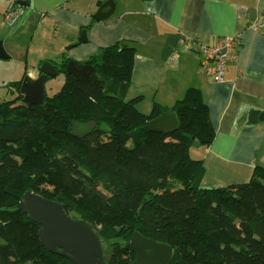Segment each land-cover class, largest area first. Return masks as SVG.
<instances>
[{"label":"trees","instance_id":"trees-1","mask_svg":"<svg viewBox=\"0 0 264 264\" xmlns=\"http://www.w3.org/2000/svg\"><path fill=\"white\" fill-rule=\"evenodd\" d=\"M135 57L123 41L101 47L83 62L94 67L87 80L67 73L71 59L55 62L65 81L41 104L24 102L22 78L11 83L17 97L0 101V264H74L42 244L40 224L20 205L27 191L109 241L105 264L136 259L135 232L170 245L168 264H264V167L244 183L200 187L204 166L190 149L216 136L205 97L192 86L174 106L142 112L143 95L126 100ZM166 110L178 129H149ZM73 121L97 125L79 137Z\"/></svg>","mask_w":264,"mask_h":264},{"label":"crops","instance_id":"crops-1","mask_svg":"<svg viewBox=\"0 0 264 264\" xmlns=\"http://www.w3.org/2000/svg\"><path fill=\"white\" fill-rule=\"evenodd\" d=\"M106 1L0 0L4 59L38 55L22 77L36 78L43 63H83L101 47L126 42L136 48L128 93L143 95L142 112L150 113L154 103L172 107L189 87L201 89L216 136L209 146L190 149L204 166L199 186L249 181L257 166L264 167V119L250 120L252 111L264 113V0H114V12L99 21L94 14ZM13 6L24 11L8 26L4 15ZM223 36L238 37V56L217 82L201 65L199 46Z\"/></svg>","mask_w":264,"mask_h":264},{"label":"water","instance_id":"water-1","mask_svg":"<svg viewBox=\"0 0 264 264\" xmlns=\"http://www.w3.org/2000/svg\"><path fill=\"white\" fill-rule=\"evenodd\" d=\"M114 9V0H107L98 8L94 17L99 21L104 20ZM80 40H88L87 29L81 31ZM8 57L3 41L0 40V58ZM66 71L78 80H87L94 72V67L71 59ZM40 72L36 78L26 75L22 81L20 93L26 103H43L47 80L58 74V70L50 62L43 63ZM258 118L264 119V113L252 111L250 120L255 122ZM96 125V121H73L71 131L75 136L85 137ZM147 125L149 129L170 133L178 129L179 119L175 111L166 110L149 120ZM20 205L31 220L40 224V240L48 250L67 256L74 264H105L102 239L86 220L73 218L62 204L33 191H27L22 196ZM130 248L136 253V259L131 264H168L173 256L170 245L153 241L139 232L133 234Z\"/></svg>","mask_w":264,"mask_h":264},{"label":"built area","instance_id":"built-area-1","mask_svg":"<svg viewBox=\"0 0 264 264\" xmlns=\"http://www.w3.org/2000/svg\"><path fill=\"white\" fill-rule=\"evenodd\" d=\"M23 11L20 6L9 8L4 15L6 25L13 26ZM238 43L237 36H223L211 45L199 46L202 54L201 65L212 75L215 81L222 82L224 80L228 62L238 56ZM193 45L194 40L187 43L189 47Z\"/></svg>","mask_w":264,"mask_h":264},{"label":"rangeland","instance_id":"rangeland-1","mask_svg":"<svg viewBox=\"0 0 264 264\" xmlns=\"http://www.w3.org/2000/svg\"><path fill=\"white\" fill-rule=\"evenodd\" d=\"M24 56L23 58L13 56L11 59H2L0 58V101L4 99H13L18 95L17 90L11 86L13 81H17L23 77L24 67L26 63H35L36 56ZM50 57V55H49ZM39 60V56H38ZM51 81H47L46 92L49 95H53L59 92L63 86L65 75L64 73H60L56 75L54 78H50ZM132 93H128L126 96V100L132 99ZM109 241H103V258L106 261L109 256Z\"/></svg>","mask_w":264,"mask_h":264},{"label":"flooded vegetation","instance_id":"flooded-vegetation-1","mask_svg":"<svg viewBox=\"0 0 264 264\" xmlns=\"http://www.w3.org/2000/svg\"><path fill=\"white\" fill-rule=\"evenodd\" d=\"M54 64V63H53ZM39 69H41V67H39ZM41 74V72L39 71V74H38V76ZM103 256V255H102Z\"/></svg>","mask_w":264,"mask_h":264}]
</instances>
